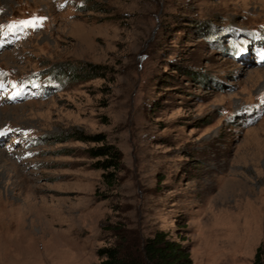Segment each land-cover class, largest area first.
I'll list each match as a JSON object with an SVG mask.
<instances>
[{"label":"rangeland","instance_id":"obj_1","mask_svg":"<svg viewBox=\"0 0 264 264\" xmlns=\"http://www.w3.org/2000/svg\"><path fill=\"white\" fill-rule=\"evenodd\" d=\"M1 28L0 264H98L113 230L264 251V0H0Z\"/></svg>","mask_w":264,"mask_h":264},{"label":"trees","instance_id":"obj_2","mask_svg":"<svg viewBox=\"0 0 264 264\" xmlns=\"http://www.w3.org/2000/svg\"><path fill=\"white\" fill-rule=\"evenodd\" d=\"M77 139L100 144L89 151L90 157L102 159L97 162L96 169L106 172L102 175L104 183L112 184L113 172L121 164L120 151L115 146L106 144L105 138L100 134L88 136L81 133ZM113 232H118L117 236L121 240L115 246L97 250L100 258L98 264H192L189 250L181 242L171 240L164 231H156L148 238L131 232ZM252 264H264V251L261 246L256 249Z\"/></svg>","mask_w":264,"mask_h":264},{"label":"snow or ice","instance_id":"obj_3","mask_svg":"<svg viewBox=\"0 0 264 264\" xmlns=\"http://www.w3.org/2000/svg\"><path fill=\"white\" fill-rule=\"evenodd\" d=\"M40 20L32 19V20H26V21H20L18 23L9 24L7 27L10 31L16 29L17 27H32V28H38L40 27Z\"/></svg>","mask_w":264,"mask_h":264}]
</instances>
